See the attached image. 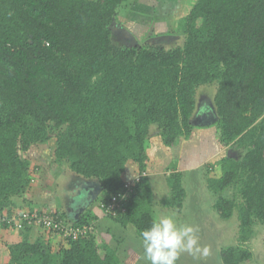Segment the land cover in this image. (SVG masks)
Instances as JSON below:
<instances>
[{"label":"trees","instance_id":"trees-1","mask_svg":"<svg viewBox=\"0 0 264 264\" xmlns=\"http://www.w3.org/2000/svg\"><path fill=\"white\" fill-rule=\"evenodd\" d=\"M129 1L138 0H0V218L38 214L56 224L2 223L19 235L8 264H122L118 247L97 232L105 226L115 236L114 224L140 239L156 219L146 174L151 128L169 148L212 125L230 152L215 161L219 174L206 187L221 220L234 211L238 218V243L221 251L222 263L252 258L245 244L256 224L264 227V0H196L177 25L182 44L170 48L114 41L117 11ZM211 86L215 120L193 126L198 90ZM51 140L54 165L102 188L77 220L67 210L77 201L44 211L25 196L36 171L27 154ZM128 163L138 174L132 185L124 182ZM60 175L37 186L64 194ZM183 177H165L164 208L181 212ZM229 189L240 202L222 195ZM112 197L121 198L113 209ZM64 229L83 232L73 238Z\"/></svg>","mask_w":264,"mask_h":264},{"label":"rangeland","instance_id":"rangeland-1","mask_svg":"<svg viewBox=\"0 0 264 264\" xmlns=\"http://www.w3.org/2000/svg\"><path fill=\"white\" fill-rule=\"evenodd\" d=\"M195 1H129L117 11V19L112 31L113 39L116 43L121 44L124 39L120 32L123 31L122 34L124 36L127 35L128 40H132L128 41V43L136 44L137 42L143 43L144 41H149L151 44L161 45L165 48L181 45L183 36L177 31V25L179 20L188 14ZM215 90V86L208 88L202 87L198 90L199 107L201 105L211 106V99L213 98ZM210 132L212 136H216L213 125L210 127ZM156 134L155 128L152 127L150 132V146L147 151L149 159L146 167L150 188L154 194V216L155 218L166 215L172 216L177 226L189 225L197 228L200 246L202 248H209V255L206 257L199 254L193 256L187 252H181L178 255L176 264H223L221 251L228 246H236L238 243V218L236 211H234L233 216L229 220L223 221L219 218L217 211L213 207L217 195L207 189L206 177L218 176L219 173L215 169V161L230 152L229 147L219 145L218 150L213 156L202 160L205 161L203 165L189 171L184 169V165L178 157L181 148H172L171 151L162 150L163 148L159 147L161 146L159 145L160 139ZM207 138L208 136L202 137L203 140ZM53 142L51 140L49 144L34 147L27 154V159L31 163V170L36 171L31 175V187L26 191L25 196L29 199V202L32 201L34 204H40V207L44 208V211L45 209L55 210L51 204L54 201H58L55 198L56 195L54 196V193H52L54 191L53 188H50L52 190L50 192H44L43 190H48V188L46 185H43L39 189L37 186L39 182L46 183V179L49 181V176L54 173H60L62 174L60 175L62 180H59V184L65 185L67 192L68 190L70 192V187L75 183V178L69 177L71 174L65 166L53 164L51 158L54 149ZM208 149L211 148H207L205 151ZM208 169L209 172H207ZM177 170L184 171L183 185L186 190V198L180 213L166 209L161 205L162 200L169 193L165 183V177ZM137 177L138 174L134 164L128 163L125 168L124 182L132 185ZM222 195L240 202V197L235 190H226ZM102 228L103 230L99 229L97 232L98 240L109 242L113 248L117 246L118 257L122 264H148L144 259L142 241L137 237L132 227L123 229L118 226L116 227L114 224H110L109 233L113 231L115 232V236L109 235L106 232L105 226H102ZM37 231L36 228H32L30 235L35 237L38 233ZM111 237L118 238V241H114L115 239L112 240ZM18 238L19 235L17 232L9 231L8 229L0 230V264H8V246L18 242ZM56 241L59 242V239L56 238ZM245 247L250 250L252 258L249 262L243 264H264V227L260 223L255 225L253 236L245 244Z\"/></svg>","mask_w":264,"mask_h":264},{"label":"clouds","instance_id":"clouds-1","mask_svg":"<svg viewBox=\"0 0 264 264\" xmlns=\"http://www.w3.org/2000/svg\"><path fill=\"white\" fill-rule=\"evenodd\" d=\"M197 232L193 226H177L172 216L156 218L140 233L144 259L148 264H176L181 252L208 256L209 248L200 246Z\"/></svg>","mask_w":264,"mask_h":264},{"label":"crops","instance_id":"crops-1","mask_svg":"<svg viewBox=\"0 0 264 264\" xmlns=\"http://www.w3.org/2000/svg\"><path fill=\"white\" fill-rule=\"evenodd\" d=\"M210 129L204 128V129H196L192 135V137L188 140H182L178 144V146L174 145L169 148H165L162 146L160 140H159V146L160 148H163L162 150H167L171 151L172 148H181L180 152L178 153V157L180 159V162L183 163L184 169L185 170H193L205 163V161H202L203 159H206L209 156H213L216 151L218 150L217 148L219 147L220 144H218L215 139L213 138L212 134H210ZM208 136L207 139L203 140L202 137ZM197 148V149H196ZM207 148V151H205ZM212 160V159H211ZM178 169L177 167H175ZM183 169V170H184ZM180 171V170H177ZM182 172V171H180ZM184 172V171H183ZM182 172V173H183ZM73 178L74 176H69ZM75 178V177H74ZM76 180V179H75ZM166 182V181H165ZM65 186V185H64ZM67 189V187L65 188ZM60 195H54L59 204H66V201L68 199V195L66 193L63 194V192H60ZM59 204L57 202H53L51 204L54 208L58 207ZM40 206V204H38Z\"/></svg>","mask_w":264,"mask_h":264},{"label":"water","instance_id":"water-1","mask_svg":"<svg viewBox=\"0 0 264 264\" xmlns=\"http://www.w3.org/2000/svg\"><path fill=\"white\" fill-rule=\"evenodd\" d=\"M112 31H113V29H112ZM122 32L123 31H121L120 33L123 36L124 43H126L127 45H130V44L133 45V43H128V41H132V40H128V36L126 34H125L126 36H124L122 34ZM198 100H199V98H198ZM207 107L209 109V113H203V114H201V116H199L200 107H199V104H197L196 112L194 114L193 119L191 120V124L193 126L203 127V126L210 125L214 122V120H215V114L214 113L215 112L213 111V108H212V101H211V106H207ZM80 181H81V185L78 188L79 191L77 190L79 192V194L76 198V201L80 205L78 207L76 205V208L73 207L74 206L73 205L72 209H67L68 212L71 214L70 217L75 219V220L78 219L79 215L85 209H87L88 206L90 204H92L96 200V198L99 196V194L102 192V188L98 183L83 181V180H80ZM72 201H71V199H69V203L74 204V202H72Z\"/></svg>","mask_w":264,"mask_h":264},{"label":"built area","instance_id":"built-area-1","mask_svg":"<svg viewBox=\"0 0 264 264\" xmlns=\"http://www.w3.org/2000/svg\"><path fill=\"white\" fill-rule=\"evenodd\" d=\"M127 187V186H125ZM118 200H121V198H115V197H112L111 198V205H110V208L113 209L115 207V205L117 204ZM15 217V216H14ZM26 221L27 223H30V222H34V224L36 225H40V224H44L45 227H51V226H55V221L51 220L49 216H46V215H38V214H23V215H19L11 220L7 219L6 220V217H1L0 218V226H2V223H5L7 222L9 225L11 224L12 221ZM17 223V222H16ZM15 223V224H16ZM4 225V224H3ZM66 230V231H65ZM65 233L64 235L65 236H68V237H73V238H77V236L79 235V233H82L83 231L80 232V230L76 229V230H67V229H64Z\"/></svg>","mask_w":264,"mask_h":264},{"label":"flooded vegetation","instance_id":"flooded-vegetation-1","mask_svg":"<svg viewBox=\"0 0 264 264\" xmlns=\"http://www.w3.org/2000/svg\"><path fill=\"white\" fill-rule=\"evenodd\" d=\"M80 185H81V181L80 180H77V181H75V183L70 187V192H69V190H68V192L66 191V193H68L67 195H68V198L69 199H71V201L72 202H76V198H77V196H78V194H79V187H80ZM78 190V191H77ZM76 205H77V207L80 205V204H78V203H75Z\"/></svg>","mask_w":264,"mask_h":264}]
</instances>
